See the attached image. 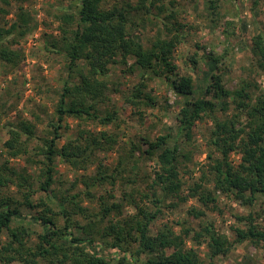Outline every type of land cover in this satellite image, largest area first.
I'll list each match as a JSON object with an SVG mask.
<instances>
[{
    "label": "trees",
    "instance_id": "trees-1",
    "mask_svg": "<svg viewBox=\"0 0 264 264\" xmlns=\"http://www.w3.org/2000/svg\"><path fill=\"white\" fill-rule=\"evenodd\" d=\"M72 1L75 10L61 16L59 39L47 44L65 58L68 79L59 95L56 124H50L51 137L37 150L39 159H28L33 158L30 166L41 169V180L35 183L26 171L13 173L9 168L8 177L0 173V264H204L200 247L207 251V264H217L216 260L228 256L235 245L249 243L264 249V228L255 224L252 215L236 217L239 224L247 222V226L233 227V240L219 234L207 215L216 207L217 193L245 208L264 196V94L253 103L247 85L227 90L217 68L222 58L216 55L204 57L216 70L205 86L197 87L193 76L181 74L173 54L185 41L187 24L181 22L183 8L176 0ZM0 2L9 5L7 0ZM218 7L217 2L210 1L213 15H218ZM18 10L17 21L8 29H0L1 62H17L18 54L10 45L33 28L23 5ZM230 26L225 23L224 34L228 35ZM148 28L156 31L154 37L148 38L141 31ZM251 43L264 72V34L254 36ZM115 65L127 67L129 72L133 67L142 71L124 100L134 115L141 114V105L153 107V99L145 90L157 79H164L175 94L190 100L179 110L176 134L144 140L146 149L133 147L119 156L110 170L98 154L114 150L118 141L112 133L86 134L80 129L76 138L66 139L61 147L59 143L65 137L61 130L66 128V119L76 120L80 126L90 122L103 128L120 122L117 111L102 113L101 108L111 101L110 93L119 92L102 80ZM230 104H234L235 113L228 116ZM204 120L212 126L207 140L209 165L188 187L187 197H182L180 163L189 155L182 152L181 139L190 141L196 124ZM7 134L4 145L9 157H27L28 143L36 138L34 127L22 121L9 125ZM232 153L240 155L236 167L229 161ZM142 159L154 160L157 167L144 190L137 173ZM57 160L74 171L95 169L93 175L77 180L81 189L71 183L54 192ZM9 186L23 188L21 197L5 195L3 189ZM38 193L45 196L34 202L32 197ZM188 198H194L197 206L185 209V218L175 223H161L154 234L153 225L164 219V211L178 210ZM84 201L95 208L83 207ZM127 207L132 213L124 215ZM29 210L37 214H24ZM25 222L41 228L35 241Z\"/></svg>",
    "mask_w": 264,
    "mask_h": 264
},
{
    "label": "rangeland",
    "instance_id": "rangeland-1",
    "mask_svg": "<svg viewBox=\"0 0 264 264\" xmlns=\"http://www.w3.org/2000/svg\"><path fill=\"white\" fill-rule=\"evenodd\" d=\"M0 2V29H8L17 21L18 7L23 5L24 11L32 18L33 28L29 34L19 37L10 48L18 54L15 64L0 61V173L8 177L6 168L13 173L26 171L35 179V183L41 180V169L33 163L37 150L43 145V140L51 137L50 124H56V107L62 86L68 79V64L65 58L52 52L47 47L48 43H54L60 37L61 16L63 13H73L72 0H7ZM132 3L135 0H127ZM170 0H166L168 3ZM181 5L180 19L187 24L186 38L176 48L173 58L179 67L181 74L193 76L195 85L205 86L212 69V64L204 60L205 55H216L222 58L217 68L222 71L223 83L227 90L241 89L247 85L255 99L264 94V72L259 68L253 53L251 39L257 34H264V0H213L218 3V15L209 10L211 0H176ZM225 23H231L228 35L224 34ZM144 35L152 38L156 31L150 28L142 30ZM47 47V48H45ZM49 49V50H48ZM197 59V60H196ZM196 60V64L193 61ZM132 61L129 63L131 64ZM142 71L135 67L128 71L127 67L115 65L111 72L102 80L113 84V89L118 93H110L111 101L101 105L102 113L117 111L120 122L103 128L95 123H85L80 126L76 120L66 119L65 130L61 133L65 136L60 141L59 147L69 138H76L80 129L87 133H100L105 130L117 138V145L112 152L100 153L106 169L113 170L117 165L119 156L129 153L133 147L146 149L144 140L154 141L156 137L177 133V115L185 101L190 98L178 96L174 93L170 83L164 79H157L148 83L145 93L153 99V107L140 106L141 114L134 115L133 109L125 103V98L131 94L132 88L139 82ZM76 82V80H73ZM234 104H230L226 115L235 113ZM22 121L30 123L34 127L36 138L28 143L29 154L18 158H11L5 147L8 140L9 125H17ZM245 123L246 117L242 119ZM208 120L198 122L194 127L190 141L181 139L182 152L189 155L181 159V179L183 182L182 197H187L188 187L198 181L200 170L209 165L207 154L209 147L207 140L211 130ZM24 140V139H23ZM231 164L236 167L240 163V155L232 153L229 157ZM138 183L144 190L151 184L154 173L157 170L154 160L142 159L138 164ZM94 167L88 171H74L69 166L57 160L54 165L55 185L54 192L62 191L63 186L69 187L71 183H77L82 176L93 175ZM110 173V172H109ZM78 189L82 186L76 184ZM210 186H208L209 188ZM20 191L9 186L3 189L5 195L20 198ZM21 193V192H20ZM100 195V194H99ZM20 196V197H19ZM45 195L42 193L32 197L34 202ZM216 207L207 211L208 218L214 222L216 231L233 240L231 229L233 227H246L247 222L238 223L237 216H253L255 224L264 228V196L258 197L252 207H242L231 198L216 194ZM83 207L95 208V205L87 201L82 202ZM196 205L194 198H188L186 204H182L178 210L164 211L163 220L153 225V233L161 223H175L185 218V209ZM132 213L127 207L124 215ZM24 214L34 216L36 210L25 211ZM61 223V221H60ZM25 222V225H28ZM27 227L32 239L41 232L38 225ZM188 246H191L189 243ZM204 264L208 263L207 251L204 247L198 249ZM217 264H264V249L255 248L249 243L235 245L232 252L216 260Z\"/></svg>",
    "mask_w": 264,
    "mask_h": 264
}]
</instances>
